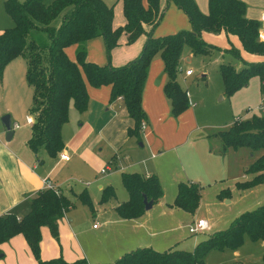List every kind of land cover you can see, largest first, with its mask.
Instances as JSON below:
<instances>
[{"label": "trees", "instance_id": "trees-1", "mask_svg": "<svg viewBox=\"0 0 264 264\" xmlns=\"http://www.w3.org/2000/svg\"><path fill=\"white\" fill-rule=\"evenodd\" d=\"M180 9L188 18L189 30H182L162 37H153L145 27L153 30L161 21L164 10L160 0H121L125 23L113 27V7L102 0H53L46 5L43 0H6L4 8L13 20V27L0 35V79L4 68L14 59L22 57L26 63L25 77L32 88V104L29 115L33 117L31 138L28 146L38 157L43 151L55 157L64 148L61 130L68 121L70 103L76 111L87 109L88 95L85 80L94 88L109 86L110 101L121 99L134 127L127 134L139 136L141 122L145 119L142 109V93L152 60L159 56L163 63L166 83L163 91L170 104V114L178 117L190 103L186 91L177 82L181 69L179 61L184 45L194 53L206 54L216 48L206 43L203 34H223L228 39L236 38L242 51L261 58L260 61L245 63L240 70L220 65L226 93L231 95L247 86L249 80L257 77L260 92L264 94V39L260 23L245 16L244 0H208V11L202 13L195 0H166ZM58 26H54L57 19ZM35 31L45 33L47 43L37 42ZM127 36V44L146 35L141 53L134 60L120 67H113L110 61L100 66L87 60L86 43L95 38L103 41L105 54L110 59L111 51L119 45L121 35ZM76 46L75 61H71L65 50ZM240 58V51L226 50ZM262 110L264 105L261 104ZM222 142L223 150L246 146L251 150L264 149V116H252L248 120L235 121L227 129L214 135ZM257 173L254 182H261L264 172V155L248 170ZM122 185L127 192L125 202L115 208L118 217L125 220L140 218L144 210L143 195L155 204L162 197L160 183L155 175L142 176L124 173ZM247 186V184H245ZM243 185V186H245ZM200 187L194 183L179 182L172 207L193 214L199 205ZM115 197L112 188L102 192V202ZM90 210L92 206L85 192L75 196ZM69 199L60 189L41 190L30 200V211L17 218L9 214L0 217V245L15 236H22L36 260V264H87L84 259L73 263L61 256L49 260L40 257L41 229L48 227L52 238L58 240V222L72 208ZM248 237L253 242H264V204L241 213L230 226L210 234L196 244L192 251L171 249L155 251L149 247L138 248L123 254L110 264H203L205 255L213 250L237 249Z\"/></svg>", "mask_w": 264, "mask_h": 264}, {"label": "rangeland", "instance_id": "rangeland-1", "mask_svg": "<svg viewBox=\"0 0 264 264\" xmlns=\"http://www.w3.org/2000/svg\"><path fill=\"white\" fill-rule=\"evenodd\" d=\"M5 1L0 0V35L14 25L12 18L5 11ZM52 2L53 0H43L46 5ZM60 20V18L57 19L53 23L54 26H58ZM32 37L42 44L48 41L45 33L40 31H35ZM202 39L212 44L203 36ZM213 46L216 48L206 54L194 53L188 45L183 46L179 61L181 77L183 78L188 69L193 72V75L186 79V82L181 80L179 84L187 93L190 107L196 106L188 108L190 111L196 110L195 131L181 145H174L170 137H167V141H160L157 151L160 154H157L158 157L154 160L151 159L154 154L151 146L154 145H149L145 139V133L139 131L138 137H128L126 132L118 134L111 129H106L100 140L93 141L90 138L87 143L89 146L84 153L72 155L73 149L79 150L84 138L92 130L96 133L97 128L104 125L108 114L105 113V109L102 113L95 108L93 113L87 116V112L76 111L71 102L62 142L65 147L69 146V155L72 160L63 170L56 171L55 180L59 182L57 186L63 191L72 190L76 195L87 190L92 210L99 211L108 207L107 202H102L99 186H111L119 202L128 198L122 186V173L118 170L125 168L123 173H135L145 165L148 168L158 166L161 171L159 182L162 197L148 213L145 211L143 214L146 213V217L157 220L154 223L157 224L158 220L163 222L167 219V214L172 213L173 216L168 217L175 219L176 237L178 236L181 243L183 242L180 247L173 248L179 250L190 249L193 242H200L210 234L227 229L241 213L252 211L263 205L264 172L262 181L254 182L257 173L248 172V170L264 155V149L251 150L241 146L223 150L221 140L214 136L230 127L235 121L248 120L254 115L264 116V110H256L259 104L264 105L258 78H251L246 87L228 95L220 75V65L224 64L240 70L246 64L241 58L226 51L234 48L233 46L227 45V49L220 48L217 44ZM74 59L75 55H73ZM110 60L111 58L108 60L106 56V61ZM25 69L26 64L22 57L16 58L4 68L0 81V119L4 115H9L12 124H22L23 117L32 104L33 92L26 81ZM155 82H160V79H155L153 85ZM159 86L161 89L164 88V84ZM178 134L180 136L182 133L178 131ZM48 157L51 158V156ZM85 165L88 169H84ZM106 166H110L114 173L102 178L99 173ZM95 175L98 182L92 183L91 178L93 179ZM191 180H196L192 183L200 187L201 195L199 205L193 214L172 207L178 183H189ZM226 201L229 203L226 204ZM71 202L72 209L64 215L72 220V222L66 221L68 224L71 223V228L62 218L59 223L61 226L58 228V240H55L48 227H43L40 246L43 254L51 251L50 254L54 253L58 256L60 252L61 257L68 263L75 262L78 256H81L80 249L87 251L99 241L103 242L105 238L101 234L102 231L118 230L116 226H102L100 220L94 218L97 212H92L75 197H71ZM177 211L180 214L177 215ZM199 219L207 222L209 231L190 234L189 226L194 220ZM96 224L100 226L97 231L93 230ZM9 242L10 240L0 245V254L3 255L0 258V264L29 262L36 264L26 241L27 248L18 246L10 248ZM105 245L107 246L106 242ZM203 264H264V242H253L245 236L242 245L237 249L224 248L208 252L203 259Z\"/></svg>", "mask_w": 264, "mask_h": 264}, {"label": "crops", "instance_id": "crops-1", "mask_svg": "<svg viewBox=\"0 0 264 264\" xmlns=\"http://www.w3.org/2000/svg\"><path fill=\"white\" fill-rule=\"evenodd\" d=\"M102 1L107 6L113 7V27L116 28L123 26L125 23V19L122 14L121 0H116L115 2L114 0ZM195 2L202 13H207L208 0H195ZM244 2L246 5L245 16L249 19H255L260 23L261 37L262 39H264V19L262 20L261 18V16L264 14V0H244ZM146 3V0H143V4L145 6ZM160 8L161 10H164V14L160 23L153 30H151L150 26H146L145 32L150 31L152 36L157 38L169 35L171 33L174 34L182 30L190 29V23L187 16L172 3H168L166 0H160ZM203 37L206 38V41L212 42L213 45L217 44L218 47L223 49H227V45L233 46L235 49L240 51V58L245 63H253L261 60V58L259 57L248 55L243 52L241 45L236 38L231 37L230 39H228L223 34L210 35L206 33L203 34ZM145 41L146 35H142L135 42L127 44V36L125 34L121 35L118 42L119 45L111 51L110 64L113 67H120L134 60L141 53ZM86 49L87 60L89 62L95 63L100 66L106 65L108 63L106 61L105 49L101 38L89 40L86 43ZM65 52L67 57L71 61H75V59L73 60V55H75L76 46L73 45L68 47ZM181 74L182 73L180 71V73H178L177 75L178 84L179 82H181V80L186 82V79L192 77L193 72L190 76H186L184 73L183 78L181 77ZM155 79H160V82H155V85H153ZM166 80V75L163 72V63L159 56H156L151 62L147 80L143 88L142 109L145 113V119L143 120V122L146 124V127L144 130H140L145 133V139L149 143V145H154L151 146V150L153 148L154 153L151 156V159L153 160L158 157L157 154H160V152H157L160 147V141H167V137H170L169 139L174 143V145H181L188 138V136L192 135L193 131H195L194 122L196 117V110L190 111V109H187L178 117H171L169 101L164 94L163 88L161 89V87L159 86L161 84L165 85ZM85 86L89 98L87 109L85 111L87 112V116H90L94 111L93 109L96 108L97 110H101L102 113L105 109V113L108 114V118L102 127L97 128L96 133L94 132V130H92L84 138V142L82 143L79 150L73 149L72 155H80L84 153V151L89 146L87 145L89 139L92 138L93 141L100 140L102 138V134H104L106 129H111V131H115V133L118 134H123L126 132V135L130 137L127 134V131L129 128L134 127V122L129 117L122 100L117 99L113 102L110 101L111 88L109 86L94 88L90 86L87 81L85 82ZM195 107L196 106L193 105L190 108ZM187 112L189 113L187 114ZM28 115L29 109L28 113L24 115L23 121L22 118H20L22 124L15 123L19 125V128L16 130L11 129L13 135L9 141L5 140L6 130L1 124L0 119V217L12 214L17 218H20L27 215L30 211V200L35 196V194L43 190V181L50 180L54 185L57 186L59 182H56L55 180L56 171L63 170L70 164L72 160L69 155L68 145V147L64 146L62 150V152L67 153V155L69 156L68 161L60 160L59 154H57V156H55L53 159L52 157L49 158L48 155L43 151L39 152L38 157H36L35 154L32 153L28 146V141L31 138V125H28L26 123V118ZM65 124L63 125L61 130V138L63 136ZM13 125L14 124H12L11 122V127H13ZM178 131L182 133L180 136L178 134ZM140 146L142 145L140 144ZM84 169H88V166L85 165ZM101 170L99 174L102 176V178L114 173L112 168L105 174H102ZM123 170H125V168L118 171L124 174ZM135 173H141L140 175L142 176L155 175L158 181H161V171L156 165L151 166L150 168L145 165V167H142L139 172ZM96 177L97 176L95 175L93 179L91 178L92 183L98 182ZM193 181L196 180H191L189 183H192ZM106 186H99L98 189L100 190V192H103V190L106 188H112L111 186ZM61 191L69 199L76 196V194L72 190ZM85 193L88 197L90 196L87 190L85 191ZM125 201L119 202L115 195L113 199L107 202L108 207L106 209H102L99 211L92 210V212H97L94 218H98L102 223V226H116L118 230L114 232L102 231L101 234L105 238L103 242L99 241L97 245H94L87 251H83L82 249H80L81 256H78V260L84 259L87 264H110L116 261L123 254L132 250H136L138 248L149 247L155 251L163 252L174 249L176 247H180V245L183 244V242L181 243L180 238L178 236L176 237L175 219L168 217L170 215L173 216L172 213H168L167 216L164 215L167 219H165V221L163 222L158 220L157 224H154L155 222H157V220L146 217L145 214L148 213V211H146V213L138 219H121L117 216L115 208ZM228 203L229 202L226 201V204ZM178 214L180 213L178 212L177 215ZM63 218L65 219V223L66 221L72 222V220L67 218L66 216H64ZM60 221L58 222V228L59 226H61L59 224ZM195 221L197 220H194V222ZM66 224L69 228H71V223ZM99 227L100 226L98 225L97 228H93V230L97 231L99 230ZM173 240L175 241L171 243V241ZM105 242L107 243V246L105 245ZM197 243L199 242H193L191 244V248L187 249L186 251H191V249L193 250ZM9 246L10 248H14L16 246L27 248L25 239L20 235L13 237L9 242ZM58 251L60 250L58 249ZM50 252L43 254L41 247V259L49 260L61 256L60 252L58 256H55L54 253L50 254ZM0 255V258L3 257L2 254ZM27 264L35 263L29 262Z\"/></svg>", "mask_w": 264, "mask_h": 264}, {"label": "built area", "instance_id": "built-area-1", "mask_svg": "<svg viewBox=\"0 0 264 264\" xmlns=\"http://www.w3.org/2000/svg\"><path fill=\"white\" fill-rule=\"evenodd\" d=\"M261 18H262V20L264 19V14L261 16ZM191 74H192L191 70H188V71L185 72L186 76H190ZM262 98L264 99V94H263ZM256 110H262V106L259 105L256 108ZM26 123L28 125H31L33 123L32 115H28L27 116ZM145 127H146V124L142 121V123L140 125V130H144ZM18 128H19L18 124H14L13 127H11V129H14V130H16ZM59 158L62 161H68L69 160V156L65 152H61L59 154ZM110 170H111V168L108 166L105 169H102L101 173L105 174V173L109 172ZM43 190H52L56 194H58L59 188L56 185H54L50 180H44L43 181ZM97 226H98V224L93 226V228H97ZM207 229H208L207 222L202 220V219H199V220L195 221L192 225L189 226L188 231H189L190 234H195V233L203 232V231H205Z\"/></svg>", "mask_w": 264, "mask_h": 264}, {"label": "water", "instance_id": "water-1", "mask_svg": "<svg viewBox=\"0 0 264 264\" xmlns=\"http://www.w3.org/2000/svg\"><path fill=\"white\" fill-rule=\"evenodd\" d=\"M1 124L3 125V127L6 130L5 133V140L9 141L13 135V132L11 130V121H10V116L9 115H5L1 118ZM143 197V205H144V210L145 211H149L152 206H153V202L152 201H148L146 196H142ZM1 256V255H0Z\"/></svg>", "mask_w": 264, "mask_h": 264}]
</instances>
